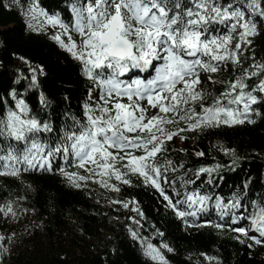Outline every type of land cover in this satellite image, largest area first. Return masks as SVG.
Listing matches in <instances>:
<instances>
[{
    "label": "snow or ice",
    "instance_id": "snow-or-ice-1",
    "mask_svg": "<svg viewBox=\"0 0 264 264\" xmlns=\"http://www.w3.org/2000/svg\"><path fill=\"white\" fill-rule=\"evenodd\" d=\"M25 14L32 21L44 17L46 24L60 29L52 39L79 62L91 87L82 117L71 116L54 140L42 139L41 134L53 128L32 115L25 100L13 92V105L0 111V176L51 172L59 156L77 169H60L74 187L91 181L119 192V184L130 185L129 177L137 176L181 219L206 210L210 197L195 192L173 203L161 187V180L168 183L164 173L172 161L161 165L158 157L167 151L166 141L186 139L183 132L255 123L250 117L252 106L264 100V62L245 67L244 51L252 44L250 38L259 35L264 0H72L71 23L49 15L39 0H30ZM225 69L228 75L218 79L215 74ZM32 71V84L38 86L36 69ZM217 83L219 91L207 90L206 85ZM40 99L46 103L43 95ZM213 170L200 168L197 175ZM122 203L128 208L134 202ZM181 204L189 210H180ZM215 206L223 218L241 202L218 201ZM0 212L15 216L11 203L0 206ZM250 220L248 228L231 229L239 234L235 239L251 241L248 248L264 246V205ZM131 234L137 237L135 231ZM4 240L0 235V242ZM145 243V256L168 264L160 248ZM161 247L173 251L166 244ZM0 249L7 251L2 243ZM205 259L216 260L207 255Z\"/></svg>",
    "mask_w": 264,
    "mask_h": 264
},
{
    "label": "trees",
    "instance_id": "trees-1",
    "mask_svg": "<svg viewBox=\"0 0 264 264\" xmlns=\"http://www.w3.org/2000/svg\"><path fill=\"white\" fill-rule=\"evenodd\" d=\"M71 4L72 0H39L45 12L65 23H71ZM28 24L18 7L0 0V111L13 105L12 93H16L32 115L53 128L41 134L42 139L54 140L71 116L82 117L91 84L79 62L52 35L36 32ZM257 30L259 35L250 38L252 44L244 51L245 67L264 62V21ZM33 69L38 86L32 84ZM215 75L223 79L228 70ZM206 88L216 92L221 86ZM252 107L253 124L186 131L180 134L186 137L182 144L176 137L166 141L167 151L158 161L164 165L170 160L172 165L164 173L168 183L161 180V187L173 203L192 192L210 197L206 210L196 217H177L160 193L137 176L129 177L130 185L119 184V192L91 181L74 187L60 169H77L59 156L51 172L0 176V206L11 203L15 212V216L0 212V235L5 237L0 243L7 249H0V264H157L145 256V242L160 248L168 264H264V246L248 248L251 241L241 236L242 244L235 239L239 234L231 231L248 228L252 213L264 205V100ZM200 168L214 170L197 175ZM236 199L241 207L221 218L216 203ZM128 201L134 203L123 207L122 202ZM178 207L189 210L184 204ZM212 224L225 227L221 230ZM165 244L173 251L161 247ZM205 255L216 260L209 262Z\"/></svg>",
    "mask_w": 264,
    "mask_h": 264
},
{
    "label": "rangeland",
    "instance_id": "rangeland-1",
    "mask_svg": "<svg viewBox=\"0 0 264 264\" xmlns=\"http://www.w3.org/2000/svg\"><path fill=\"white\" fill-rule=\"evenodd\" d=\"M4 1H5L7 6L18 7L22 11L23 16L27 19L28 23L33 24L32 29L34 31L42 32V33L52 35V36L57 34L60 31V29L58 27L54 28L53 26L46 24L44 22V17H39L38 20L32 21L30 16L25 14L26 10H27V6L30 3V0H4ZM63 38L65 39V41H67L66 37H63ZM73 38L78 40V37H76L75 34H73ZM176 139H177L178 143H180V144L183 143V140H181L179 136H177Z\"/></svg>",
    "mask_w": 264,
    "mask_h": 264
}]
</instances>
